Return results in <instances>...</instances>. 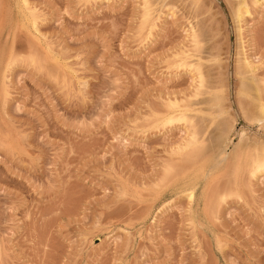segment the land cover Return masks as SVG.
Returning a JSON list of instances; mask_svg holds the SVG:
<instances>
[{
    "label": "rangeland",
    "instance_id": "374dc122",
    "mask_svg": "<svg viewBox=\"0 0 264 264\" xmlns=\"http://www.w3.org/2000/svg\"><path fill=\"white\" fill-rule=\"evenodd\" d=\"M261 106L264 0H0V264H264Z\"/></svg>",
    "mask_w": 264,
    "mask_h": 264
},
{
    "label": "bare ground",
    "instance_id": "6f19581e",
    "mask_svg": "<svg viewBox=\"0 0 264 264\" xmlns=\"http://www.w3.org/2000/svg\"><path fill=\"white\" fill-rule=\"evenodd\" d=\"M238 12V11H237ZM237 17H241V13L240 12H238V15H237ZM253 89V88H252ZM254 90V89H253ZM246 91V90H245ZM251 91V90H250ZM261 110H262V112H263V114H264V110L262 109V106H261Z\"/></svg>",
    "mask_w": 264,
    "mask_h": 264
}]
</instances>
